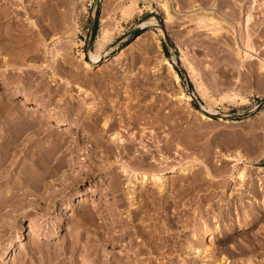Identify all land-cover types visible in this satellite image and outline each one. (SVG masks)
<instances>
[{
	"label": "rangeland",
	"instance_id": "obj_1",
	"mask_svg": "<svg viewBox=\"0 0 264 264\" xmlns=\"http://www.w3.org/2000/svg\"><path fill=\"white\" fill-rule=\"evenodd\" d=\"M131 1L132 0H0L1 16H3V10L8 13L7 11L11 9L18 14H15L14 26H16V24L18 25V28L21 26L20 29H14L15 27L11 26L10 23H6L8 26L10 25L13 28H11V30L14 31V33L12 31V36L10 35V29L7 34H4L6 36L9 34L7 37L10 42H7L14 50L7 44V42H4L5 44L3 43L5 47L1 44L2 41L0 42V91L5 86H8V89L10 90L5 94L0 92V132H4V139L5 137L9 138L8 135H11L16 129H19V125L23 126L25 123L24 121H19L17 119H22V117H25L26 115L28 118L31 116L35 117L40 113L45 114V116L43 115L44 119L42 125L50 128L53 127L52 132L56 131L50 135L52 138H50V136H45V138L44 136H41V139L39 137L35 139V141L33 140L32 142L36 143L31 142L28 149L23 147V144L27 142V140L26 142L23 140V135H31L29 132L30 129H25L29 132L28 134L26 133L27 131L25 133V130L23 131L21 141L19 140L20 138L17 141H13L15 144L17 142L20 145H15L14 143V145H12L11 143L12 146L9 150V157L7 158L8 162L6 161V163L8 168H11L9 166L14 165V168L12 167L14 170L8 174V178L6 177V183H4V181L3 184H0V192L2 191V195L9 193L8 195L10 198L13 195L11 200L9 196L5 195L3 197H8L10 202L13 201L14 204H17V207L14 206L13 202H11V205L8 204V200L6 203L7 205L5 204L4 208L0 209V264H85V262L86 264H90L91 261V264H109V261L113 260L114 255L124 256L130 251L132 252V250L129 249H135V246L131 245L129 248L130 245H126V241H128L127 236L122 237L121 240L113 239L114 241H111L110 237L108 240L106 238L108 237V234L118 233L124 229L126 221H129L134 214L137 215H135L137 219L135 218L136 220H134L131 225L128 224L131 227V234L134 227L135 230L139 228L144 232L146 231L145 234L149 233L148 236L151 234L153 235L151 236V239L148 238V240L153 241V244L152 241H150V245L154 246L157 240L158 242L160 240L163 245L162 248H160V252L157 254H151V256H153L152 258H154V264H205L206 262V264H264V120L262 118L264 113H259L260 110H264V79L262 78L264 75L261 73L259 74V72H257L258 74L256 73L258 70V66L255 67L257 59H253L252 62L250 61L252 65L254 64L253 67L250 66L251 64L249 65L250 62L247 64L248 61L244 62L241 67L240 59L235 53L236 50L233 49V39H231L229 33L228 36L232 42L230 40L227 41L228 36H225L227 38H224L223 29H221L223 32H220L219 30L215 33L214 37V34L211 33V28L200 27L197 22L198 20L194 18L195 14L197 16L200 11H210L214 9L219 17H224L225 15V17L228 18V20L233 21L234 24L238 22L236 31L240 34L242 32L241 30L247 32V29L241 24L242 14L240 13V15L238 14L239 16L234 15L233 17L232 15H229L227 11L229 8V1L227 0H195V2L191 4V1L188 2V0H168V11L171 15V17L168 18L166 16V11L161 4L164 0H153L151 3H149L148 0H134L135 5H131L133 8L129 7ZM199 1L200 3H198ZM248 2L246 0V3ZM226 3L228 5H226ZM13 4H16V7ZM21 4H24V6H21ZM8 5H10L9 8ZM6 7L8 8L7 10H5ZM15 8L18 9L13 10ZM258 8L255 10L257 11ZM24 11L26 13H24ZM257 12L254 13V15L256 14L257 16L259 13ZM208 14L210 15V13ZM238 18L240 20H238ZM31 20H33V22ZM30 21L36 24L33 26ZM141 22H144V26H139ZM54 24L58 30L55 28ZM59 24L62 25V27ZM23 25H25V27L26 25L27 27L29 26V28L26 27L28 30L24 29L27 30L26 32H30L23 34ZM44 25H46V28ZM228 25H231L230 28L234 29L232 24ZM31 26L32 30L30 29ZM251 28L252 26L248 28V33H251L249 32ZM254 28L255 27L252 29V33L254 32V34H249V37L254 36V38H251L253 39L252 41L255 42V44H253L257 48V52H261L260 55H263L264 53L262 49H260V46L262 45L261 39L264 37V30L262 29L260 31L261 33H259L258 28ZM102 30H106L104 38L101 37ZM164 33H167L169 42L165 40ZM244 34L246 35L247 33L244 32L241 35ZM225 35H227V33H225ZM10 36L12 39L14 38V41L12 40L11 42ZM239 37L240 35L238 36V39ZM258 37L260 38L258 39ZM43 39L49 40L44 41ZM13 42L16 44H12ZM240 42H242V40ZM1 45H3V48L6 50L10 47V51L5 54V49H3V52ZM15 45L18 49L15 48ZM57 49L58 51H56ZM96 50L100 53L101 60L93 63L91 62L90 52ZM10 52H12L14 58L11 56L12 54ZM7 55L11 56V58ZM3 56H5V58L9 57L10 63L8 62L9 58L5 59ZM2 57L5 59L4 61L6 63L4 61V63H2ZM12 58L13 60H11ZM85 60L89 65L85 66ZM166 60L171 62V67L167 66V63L165 62ZM4 65H6L7 68H5ZM255 68L257 70H255ZM173 70L178 74V79H175ZM4 72L6 74L9 72V74L6 75ZM104 73H106V75H103ZM9 75L10 77H8ZM40 76H43V79ZM86 76L89 80H87ZM93 76H103V78L108 77L105 78L107 81L106 83L109 81L110 83H117L124 79L128 81H130V79L133 80L134 78L138 79H134L136 84L134 83L132 85L133 89H130V92L131 90H133V92L130 93L131 96H129V98L131 100L135 98V101L136 97H138L137 100L139 102L137 101L138 103L133 105L131 111H134V109L137 108L135 111H141L142 113H145V115L152 116L154 114L158 117L160 116V118L164 117L163 119H166L167 124V121L169 120L166 118V114L173 109H176L175 116L178 124L177 133L179 134L176 136H179V138H175L174 144H178L182 148H176L177 146L175 147L174 144L169 145L167 146L169 148L166 147L165 151H162L163 157L165 154L164 158L167 159V161L165 160L166 164L163 162L156 163L159 167L158 168L155 163L148 161L149 164H146L143 167L150 166L152 171L155 169V171L161 173V175L170 174L171 172H169V168L171 166H176L177 170L172 174V179L170 178L166 180L167 182L165 181L166 185L163 186L164 188L161 186L163 190L159 189L158 184L160 182L154 183L155 186L157 184V187L149 182L146 183L147 185H141L142 189L139 187L140 191L138 190L139 193L137 196V198L140 197V202L139 199L136 200L140 205L135 201L136 208H130L131 201L127 198V193L129 191L128 177L121 174L118 176L120 182L117 180V177L114 178V181L112 179L116 174H120V170H118L120 168L119 164L116 165L115 162H112L111 164L109 163L107 167H104L105 170L101 168L100 170L91 171L92 173L89 170L87 173L86 168H89L90 163H88L89 161L87 160L81 161L85 156H89L90 154H92L94 159L100 160L101 157L99 156L102 153H108V161H113L111 159L115 158L114 154L111 156V154L109 155V151H105L104 153L101 150H98L97 153L95 151H92L91 153L90 151L89 154L87 148L90 145V136L87 138L85 137V130H83V127H72L71 129H68L65 128V124H57L51 120L52 117H54L52 114L60 115L61 117H64L63 115L66 114L64 118L68 121L72 118V115H70L72 111L76 115L75 116L74 113H72V119H75L77 114L82 113L81 116H79V120H77L78 117L75 119L77 121H80L82 116L84 117L83 114H85V116L90 114L89 112L87 113V108H85L81 99L78 101L80 104L82 103L81 105L76 102L77 110L75 109L76 107L71 109L72 107L69 103L62 102V98L69 93L71 94V98L75 95L81 98V92L77 94L79 92L76 89L77 85H82L85 89H88L91 92H96L97 88L89 86L93 85L90 82L92 81L91 78L97 79ZM124 76H126V78H124ZM66 79H69L70 83H68L69 80ZM42 80L46 81V84ZM84 80H87V82H84ZM5 81L6 83H3ZM63 81H68L65 85H69V89L72 90L73 87L75 88L73 89V92L70 90L67 91L68 94L62 93L61 89L58 88V85H61V83L64 85ZM19 83H21V86H18ZM199 84H201L202 87L200 86V88H203L202 90L199 88ZM51 85H55V88ZM95 85L96 84L94 83V86ZM188 85H190L191 89H189ZM48 87H52L53 90L47 91L52 89H48ZM56 88L58 92H56L57 90H54ZM196 88H199L200 90L197 89V91ZM23 91L25 92V96L23 95ZM111 91L108 96L113 97L115 93ZM200 91L204 92L201 93ZM52 92L54 94L56 92L57 94H55V96L52 95L51 98ZM181 92L190 94V98L184 99V97H179L178 95ZM111 93L112 95H110ZM121 93L124 92L121 91ZM42 96L45 98H41ZM59 97L61 100H59ZM35 98L36 100H34ZM42 99L47 102L48 106ZM130 99L127 98L126 100L130 102ZM200 103H203V105L211 107L214 111L222 114V119H219L216 115H210L211 118L209 120H203V118H200L201 113L203 112V110L200 109ZM77 104H79V107ZM79 108L84 109V111L86 110L85 113ZM2 109L3 111L1 112ZM6 109H8L7 113L9 114V117L7 116L5 119L4 117L7 115L5 111ZM16 112L17 114H15ZM18 112H21L22 115L20 116V113ZM15 115H18L19 117ZM10 116L14 119L10 118ZM47 116L49 117V120H46L48 118ZM27 117L26 119L28 121ZM23 119L26 121L25 118ZM260 119L263 120V122H261ZM9 120L10 123L13 121L11 123L12 125L15 123L16 125L19 124V128L15 129V125L12 127ZM15 120L20 123H17ZM260 122L263 125H261ZM6 126L10 129H7ZM1 127L6 128L7 130L1 129ZM8 132H10V134ZM109 132L110 131L105 133V139H110L111 135H109ZM164 132H168L167 127L163 129V134L165 135ZM57 134H59L60 137L65 136L63 134H67L68 139L73 141L75 140L72 138L77 137L79 139L76 138L77 142L68 141L70 144L66 141L62 147L58 145L59 148L57 146L58 143H55ZM161 134L162 132L159 137H164ZM149 135L150 132L146 137H149ZM53 136L55 137L53 138ZM54 140L55 142H53ZM0 141H2L1 138ZM48 141H51V143ZM42 142L44 143L42 144ZM52 143H54L53 146L56 152L51 157L52 161L51 159L49 161L50 165L46 166L48 168H45L44 166L46 171L57 163H61L62 161V163H66H61L62 166L58 168V171H60H57V174L44 175L45 182L52 184H49V189L46 188L45 190L48 195H37L33 191L34 189H31L33 187H30L32 184L27 183L29 181H32V183L35 181L36 175L30 172L33 170V160L35 158L37 161L38 157H40V159L43 158V155L48 154L49 150L51 152L54 151L53 147L51 149L49 148V145ZM77 143L79 144V148L77 147ZM84 143L87 144V148H84L86 147ZM80 144H84V146H81ZM42 145L44 152L41 151L42 148H39L42 147ZM44 145L47 147H44ZM66 145H69L70 148L67 149ZM55 146H57L58 149H56ZM63 146L66 147V152L62 150ZM148 146L151 148L149 149L152 153H156V157H160V155H162L161 149L164 150L165 144L164 146L163 144L160 145V149H158V146L151 147L149 144ZM75 147L78 152L75 151ZM47 148L49 150H47ZM38 149L40 151H37ZM30 150L34 152L32 155H30ZM51 152L49 153L50 156L52 154ZM64 152L67 154L61 158ZM11 153H14L12 154L13 157ZM226 153L227 155L231 154L236 157L239 156L240 160L237 159V161L235 159V161L232 159H224ZM35 154H37V156L33 157ZM39 154H42L41 156L43 157L39 156ZM57 155H61L60 158H54ZM149 156L146 160L149 159ZM10 157H12L11 159L13 162L11 159L9 161ZM128 158L129 157H126V160ZM131 158L127 161L130 165L137 162V158L139 159V157L134 158L135 160H132ZM198 158H200L201 161ZM66 159H68V161ZM193 159L196 160V162ZM27 161L29 164H27ZM31 161L32 164H30ZM77 161L79 163H77ZM138 161H140V159ZM197 161H200V163ZM69 162H71V164ZM81 162L84 164L83 166L82 164L80 166ZM201 162L208 163L212 168L214 166L216 167H214L213 172L217 179L214 180L205 175ZM67 163H69V165ZM187 163H189L188 166L190 165V169L192 168V165H194V169L190 170L189 168H186L188 167L186 166ZM215 163L217 164L214 165ZM27 165H31L32 168ZM132 165H139V162ZM160 165L164 168L162 169ZM219 165H223L225 169H222ZM181 166L186 168L185 172H187L188 175L182 171L177 173ZM195 166H197V169H195ZM238 166H241V169L243 167L245 169L248 168L247 176L243 179L239 175H235L238 174L236 172L240 169ZM256 166H260V170H256ZM38 168V171H42L41 173L43 174L45 169L42 168V165ZM227 168L230 169V171L232 170V173L227 170ZM78 169H84L85 171H80L81 174L79 173V176L76 178V174L79 172ZM220 169H222L223 172L219 173L221 171ZM195 171H197L196 174ZM60 172L63 175L62 178H67L60 179L59 176L56 177ZM63 172H66L67 174H64ZM84 172L87 173V175L84 174ZM217 172L221 175L217 174ZM3 173L4 175L6 174L5 172ZM20 173L24 179L20 176ZM33 173H35V170ZM114 173L116 174L114 175ZM199 173H202V175L205 176L200 174L203 177L202 178L197 175ZM27 174L30 175V177H28ZM249 175L251 176L249 177ZM32 177L34 180H29ZM51 177H56V179H52ZM72 177L77 179V183H75L74 186L69 184V182L67 183L68 180L70 181L69 178L72 179ZM198 177H200V179H198ZM16 179L17 182L19 181L18 179H28L29 181H26L25 184L21 185L19 184L20 181L18 183L16 182ZM47 179H49L48 182ZM50 180L51 182H49ZM60 180H62L61 182L66 188ZM115 181L119 190L113 192L112 186H114L113 184ZM251 182L253 184L255 183L254 185L257 188L254 191L257 194H255V197H252L253 194L251 195V193L253 192H250L249 187H246L250 186L252 184ZM172 184L173 187L175 186L174 188L171 187ZM66 185L70 186L67 187ZM182 185L183 189L181 188ZM23 186L25 187V191H23ZM52 187H54V190ZM62 187L65 189L64 191L60 190H63ZM27 188L30 189L28 194ZM155 188L158 190L155 191ZM50 189L53 192L49 191ZM31 192H33V194ZM53 194L55 197L52 196ZM242 195L246 198L252 197L251 201L255 204V206L253 204V212L256 211L258 216L255 212L256 216L254 215V218L256 217V219H251L253 222L251 220L246 221L243 218L240 219V222H243V220L247 222L246 225L240 227L236 226L234 218L231 217V219L224 216L227 220L224 219V229H222V233L224 232L223 235L218 231L221 237L223 236L222 239L224 244L218 242L217 239L220 235L217 231L209 233L206 230H203L205 224L203 225L202 221L205 215H202V212L198 211L202 208L213 210V208L217 206H219L217 208L222 207V210L225 207L224 210H226L228 206H226V204L232 202L233 203L230 204L229 207H241V203L239 204V202H241L240 196L242 197ZM42 196L43 198L47 197V199H42ZM19 198H21V202L18 200ZM14 200H18V203ZM25 200H27V202L31 201L36 203L37 205L42 204V209H31V211H28L30 208L21 205L22 201L24 202ZM41 201L44 204L41 203ZM50 201H52V204H50ZM242 204H245V209L246 207L247 210L251 209L250 207L248 209V202L247 204L246 202H242ZM89 210L92 211V214L87 212ZM95 210H97L98 213ZM82 212H84V214ZM89 214H91V216ZM139 214H141V216ZM81 215L82 217H80ZM84 215H86L85 219L87 221L90 220L89 222H84ZM79 218L83 219L81 220ZM74 220L76 221L75 223ZM77 220L78 222L82 221L81 223L83 224H77ZM135 222L136 224L133 226V223ZM113 223H115V225ZM211 223H213V221ZM75 224L77 225L71 228V226H74ZM82 225V229L78 228ZM99 225L101 227L98 228ZM227 225L229 226V229ZM112 226L114 228H111ZM77 229L79 231H77ZM102 229L104 231L103 233H101ZM105 231H109L108 234H106L107 232L105 233ZM72 233L79 236L78 250L81 249L77 252L75 260H72V255L68 249L62 250L63 247H66L69 244L68 238H73L75 236ZM86 234L90 235L91 238L88 236V239L90 240L85 243L84 239L87 240ZM101 234L106 237H100ZM132 235L135 239H139V237H136L134 234ZM132 235L130 237H132ZM172 235H175V241H170L171 245H169L167 244L168 241L166 242L165 240L168 236V238H171ZM93 240H95L94 242L96 244L93 243ZM186 241L187 243L191 241L194 243L193 246H196V249L194 248L193 252H190L192 249L187 250V247L185 249L187 251L184 250ZM88 243L91 244L89 245L93 247V250L87 252L85 247L88 246ZM201 243H203V246L208 250L202 247ZM232 243L233 248L235 246L237 248L233 249L230 246ZM172 245H175L178 248L176 250H171L170 247ZM199 247L202 248V250H200ZM188 251L190 253H186ZM87 254H90L89 257ZM85 256L89 259H85ZM226 257L227 259L224 260ZM229 259L230 262H228ZM249 259L251 262H249ZM246 260L248 261L247 263H245Z\"/></svg>",
	"mask_w": 264,
	"mask_h": 264
},
{
	"label": "bare ground",
	"instance_id": "obj_2",
	"mask_svg": "<svg viewBox=\"0 0 264 264\" xmlns=\"http://www.w3.org/2000/svg\"><path fill=\"white\" fill-rule=\"evenodd\" d=\"M136 1V0H135ZM153 0H148V2L149 3H151ZM189 1H191L190 2V4L191 3H193V2H195V0H188V2ZM203 1H206V0H203ZM227 1H229L228 2V4L226 3V5H228V13H229V15H232V17L234 16V15H240V13L242 14V26H244L246 29H247V32L244 30H241L240 29V27H239V29L242 31H240L241 33L239 34V33H237V31H236V28L238 27V22L237 23H235L234 24V22L233 21H230V20H228V18H226L225 17V15H224V17H219V15H218V13H216V11L213 9V10H210V11H200L198 14H197V16H196V14H195V16H194V18L195 19H197L198 21V23H199V26L201 27H207V28H211V33L212 34H214V37H215V33H217L219 30H220V32H223L224 31V38H227V37H225V36H228V33L230 34V37H231V39H233V42L231 41V39H229L230 37L228 36V38H227V41H231L233 44H234V46H233V44H232V46L234 47L233 49L234 50H236V54L238 55V58L240 59L239 61H240V63H241V67L243 66V64H244V62H247V64L251 61L252 62V60L253 59H257V64L255 63V67L256 66H258L257 67V69L259 70H257L256 68H255V70H257L256 71V73L257 72H259V74L261 73L262 75H264V54L263 55H260L261 54V52H257V48L255 47V42H253L252 40L253 39H251L252 37L254 38V36H252V37H249V34H251L252 33V29H253V27H257L258 28V31H259V33H261L260 31L263 29L264 30V0H261V1H263V2H261V1H258V0H249V2H248V0H247V2L248 3H246V0H227ZM198 3H200V1L198 2ZM225 3V2H224ZM135 5V2H134V0H132L131 1V3L129 4V7H132L133 5ZM162 4V6H163V8L165 9V11H166V16L168 17V18H170L171 17V15L169 14V11H168V7H169V1L168 0H164V2L163 3H161ZM12 5V4H11ZM14 5V4H13ZM16 5V4H15ZM14 5V6H15ZM132 5V6H131ZM21 6H24V4L22 5L21 4ZM258 6H259V8H258ZM10 7V5H8V8ZM16 7V6H15ZM26 7V6H25ZM25 7H23V8H25ZM4 8V7H3ZM7 7L5 8V10H7L8 9ZM11 8H12V6H11ZM22 8V7H21ZM128 8V7H127ZM133 8V7H132ZM131 8V9H132ZM256 8H258V12L255 10ZM18 9V8H17ZM16 8L15 9H13V10H17ZM25 10V9H24ZM26 11V10H25ZM24 11V13H26ZM128 11V10H127ZM126 11V12H127ZM226 11V12H227ZM255 11V12H254ZM8 13H6V12H4V10H3V13H2V15L3 16H1V14H0V16H1V18H0V42H1V44H3L4 42H10L9 41V38L6 36V35H4V34H7L8 33V31H10L11 30V26H13V27H15L14 29H17L18 27V25L16 24V26H14V17H15V14H17V13H15V12H13L11 9H9V11H7ZM129 12V11H128ZM127 12V13H128ZM258 13L257 14V16H256V14L254 15V13ZM126 13V14H127ZM130 13V12H129ZM208 13H210V15L208 14ZM5 14V15H4ZM18 15V14H17ZM238 15V16H239ZM231 17V16H230ZM235 17H237V16H235ZM241 17V16H240ZM18 19H20L19 17H17ZM191 18V17H190ZM18 19H16V20H18ZM192 19V18H191ZM232 20V19H231ZM233 20H235V19H233ZM238 20H240L239 18H238ZM32 22H33V20H31ZM30 21V22H31ZM236 21H237V19H236ZM235 21V22H236ZM10 23V25L8 26V24H6V23ZM31 22V23H32ZM33 24V26H34V24H36V23H32ZM32 24H30V25H32ZM58 24V23H57ZM61 24V23H60ZM59 24V25H60ZM228 24H232V26L234 27V29H231L230 27H231V25L229 26ZM29 25V24H28ZM58 25V26H59ZM240 25V24H239ZM256 25V26H255ZM24 27H23V34H26V33H28V32H30V31H28V32H26L28 29L27 28H29V26L27 27V25H26V27H25V25H23ZM43 26V25H42ZM45 26V28H46V25H44ZM53 26V25H52ZM54 26H55V28H56V25L54 24ZM57 26V27H58ZM61 27H62V25H60ZM59 26V27H60ZM139 26H144V22H141V24L139 25ZM237 26V27H236ZM252 26V28H251V30L249 31V32H251V33H248V28H250V27ZM60 27V28H61ZM21 28V26L18 28V29H20ZM27 29V30H25V29ZM32 28V26L30 27V29ZM244 28V29H245ZM254 28V29H255ZM256 28V29H257ZM10 29V30H9ZM13 29V28H12ZM57 30H58V28H56ZM221 29H223V31H221ZM243 29V28H242ZM32 30V29H31ZM41 30V29H40ZM43 30H45V29H43ZM231 30H233V31H231ZM12 31L13 30H11V33H10V35L12 34L13 35V33H14V31H13V33H12ZM231 31V32H230ZM254 31H256V30H254ZM33 32V31H32ZM239 32V31H238ZM247 33L246 35L244 34V35H241V34H243V33ZM22 33V32H21ZM45 33V32H44ZM105 33H106V30H102V35H101V37L102 38H104L105 37ZM225 33H227V35H225ZM258 33V32H257ZM264 33V32H263ZM32 34V33H31ZM41 34V33H40ZM219 34V33H218ZM252 34H254V32L252 33ZM251 34V35H252ZM11 35V36H12ZM47 35V34H46ZM222 35V36H223ZM240 35V37H239V39H238V36ZM7 38H6V37ZM10 36V37H11ZM50 36V35H49ZM217 36H219V35H217ZM216 36V37H217ZM245 36V37H244ZM255 36H257V35H255ZM260 36V35H259ZM15 37H16V35H15ZM242 37H243V39H242ZM52 38V37H51ZM260 37H258V39H259ZM264 38V37H263ZM262 38V39H263ZM14 39V38H13ZM12 37H11V42H12ZM44 39H46V38H44ZM43 39V40H44ZM261 39V41H262V45H261V43H260V49H262V51H263V53H264V39L262 40ZM49 39H47V40H44V41H48ZM225 40V39H224ZM242 40V42H240V41ZM14 41V40H13ZM43 41V42H44ZM8 42H7V44H8ZM41 42V41H40ZM240 43H241V45H240ZM254 43V44H253ZM5 44V43H4ZM3 44V45H4ZM6 44V45H7ZM12 44H16V43H12ZM226 44V43H225ZM3 45H1V47H2V51L4 52V50L3 49H5V48H3ZM9 45V44H8ZM7 45V46H8ZM10 46V45H9ZM45 46V45H44ZM257 46V45H256ZM259 46V45H258ZM4 47H5V45H4ZM11 48H12V46H10ZM10 47L8 48V50H6L5 49V54H6V52H9L10 50ZM17 46L15 45V48H16ZM13 49V48H12ZM16 49H18V48H16ZM15 49V50H16ZM14 50V49H13ZM12 50V51H13ZM55 50V49H54ZM259 50V49H258ZM17 51V50H16ZM56 51H58V49L56 50ZM53 52H55V51H53ZM11 54H12V52H10ZM9 53V54H10ZM14 53V52H13ZM5 54H3V55H5ZM8 54V53H7ZM15 54V53H14ZM54 54V53H53ZM56 54H57V52H56ZM7 56H9V55H7ZM13 58H14V56H13V54L11 55ZM11 56H9L10 58H11ZM56 56V55H55ZM1 57V56H0ZM4 58H5V56H3ZM2 57V63H4L5 61V59L7 58H9V57H6L5 59ZM10 58H9V60H8V62L10 61ZM13 58L11 59V60H13ZM90 58H91V62H97V61H99V60H101V57H100V53L98 52V50H96V51H91L90 52ZM4 61V62H3ZM7 61V60H6ZM166 63H167V66L168 67H171V62L170 61H165ZM249 63V65L250 66H252L253 67V65H252V63ZM6 63V62H5ZM10 63V62H9ZM87 65H89L88 64V62L85 60V66H87ZM8 66V65H7ZM239 66H240V64H239ZM4 67L5 68H7L6 67V65H4ZM43 67V66H42ZM42 67H39V68H42ZM251 67V68H252ZM45 70V69H44ZM254 70V71H255ZM71 71V70H70ZM69 71V72H70ZM115 71V70H114ZM251 71H253V70H251ZM68 72V73H69ZM116 72V71H115ZM111 73V72H110ZM110 73H109V75H110ZM4 74H6L5 72H4ZM8 74H9V72H8ZM8 74H6V75H8ZM70 74H74V73H70ZM258 74V73H257ZM41 75V74H40ZM102 75V74H101ZM103 75H106V73H104ZM108 75V76H109ZM173 75H174V77H175V79H178L179 78V76H178V74L176 73V71H174L173 70ZM3 76V75H2ZM258 76V75H257ZM5 77V76H4ZM8 77H10V75L8 76ZM7 77V78H8ZM41 77V76H40ZM94 78L96 77V76H93ZM260 77H262V76H260ZM1 78V77H0ZM6 78V77H5ZM42 79H43V76L41 77ZM60 78V77H59ZM85 78V77H84ZM86 78H87V76H86ZM85 78V79H86ZM90 78V77H89ZM97 79H92L91 78V80L92 81H90L93 85H89V86H91V87H94V88H97V91L95 92L94 90V92H91L90 90H88V89H85L84 87H82V85H77V91H79L77 94H79L80 92H81V98H79V97H77L76 95L74 96L73 94V96L74 97H72L71 98V94H70V97H69V94L67 93V91H70L71 89H69L68 88V86H66L65 85V83L67 84V82L66 81H63L64 82V85H62L63 83H61V85L59 84H57L58 86V88L59 89H61V91H62V93L64 94V93H67L68 95H65V97H63L62 98V102H67V103H69V105L72 107L71 109H73L74 107H76V102H78L80 99H81V102L85 105V108H87V113L89 112L90 114L89 115H86L85 116V114H83L84 115V117L82 116V119H80V121H77V120H79V116H81V114H77V117H78V119H77V117L75 118V119H77V120H75V119H72L73 118V114L72 113H74L73 111H72V113L70 114V115H72V120L71 119H69V121L68 120H66V118H64L65 117V115L66 114H64L63 112V116L64 117H61L60 115H54V114H52L54 117H52V119L51 120H53L55 123H57V124H65L64 126H65V128H68V129H71L72 127H79V128H81V127H83L82 129L83 130H85V133H84V135H85V137L87 138V137H89V141H90V145H89V147L87 148V144H85V146L86 147H84V148H87V151H89V154H90V151H91V153H92V151H95L96 153H97V151L98 150H101L102 152H104L105 153V151H109L110 153H109V155L111 154V156L114 154V159H111V160H113V161H108L109 159H108V156H107V154L108 153H105V154H101L99 157H101V159L99 160H97V159H94L93 157H92V154H90L89 156H85L84 158L83 157H81V158H83V160H81V161H84V160H87V161H89L88 163H90L89 164V168H86L87 170V173L89 172V170H90V172L91 171H95V170H100L101 168L102 169H104V167H107L108 166V164L110 163H112V162H115V164L116 165H118L119 164V166H120V168L118 169V170H120V174L118 175V174H116V173H114V175L116 174V176H114L112 179H113V181H114V178H116L117 177V180H118V176H120L121 174H123V175H125V176H127L128 177V183H129V191H128V193H127V198H129V201H131V207L130 208H136V203H138L136 200L137 199H139V202H140V197L139 198H137V196H138V190L140 191V188H141V185H144V184H146V183H152V185L154 184V183H158V182H160L159 184H158V186H159V189H162V188H164L163 186H165L166 185V180H168V179H172V177L171 176H173L172 174H174V172H176V166H171L170 168H169V172H171L170 174H167V175H161V173H157L156 171H155V169H154V171H152V169L150 168V166H147V167H143L144 165H146V164H149V162H153V163H165L166 164V162H165V160L167 161V159H165L164 157H165V154H164V157H163V153H162V151H165V149H166V147L167 146H169V145H172V144H174V140H175V138L177 137V138H179V136H176L178 133H177V120H176V116H175V110L173 109H171L172 111H170V112H168L166 115H164V116H166V118L169 120V121H167V124H166V119H163L162 117L160 118V116L158 117L157 115H152V116H150V115H145V113H142L141 111L140 112H137V111H135V109H137V108H135L134 109V111L132 110L131 111V109H132V107H133V105L136 103H138L139 101L137 100V98L138 97H136V100L134 101V99H130L129 98V96H131L130 95V93H132L133 92V90H131V92H130V89H133L132 88V85L135 83L136 84V82H134V79H136V78H134L133 80L132 79H130V81H128V80H120V82H117V83H110V81L108 82V83H106L107 81H106V79L105 78H108V77H105V78H103V76H99V77H96ZM98 78H101V79H98ZM124 78H126V76H124ZM263 79H264V76L262 77ZM261 78V79H262ZM45 79V78H44ZM61 79V78H60ZM63 79H65V78H63ZM104 79H105V82H104ZM122 79V78H121ZM262 79V80H263ZM7 80V79H6ZM9 80V79H8ZM11 80V79H10ZM66 80H69V79H66ZM87 80H89L88 78H87ZM87 80L85 81L84 80V82H87ZM108 80V79H107ZM136 80H138V79H136ZM43 81V80H42ZM59 81V80H58ZM57 81V82H58ZM62 81V80H61ZM10 82V81H9ZM20 82V81H19ZM22 82V81H21ZM39 82H40V80H39ZM45 84H46V81H43ZM74 82V81H73ZM138 82V81H137ZM3 83H6V81L5 82H3ZM18 83V82H17ZM16 83V84H17ZM68 83H70V80H69V82ZM72 83V82H71ZM75 83V82H74ZM77 83V82H76ZM94 83L96 84L95 86H94ZM39 84V83H38ZM42 84V83H41ZM53 84V83H52ZM77 84H79V83H77ZM6 85V84H5ZM10 85V84H9ZM21 86V83H19L18 84V86ZM40 85V84H39ZM76 85V84H75ZM45 86V85H44ZM52 86V85H51ZM72 86V85H71ZM97 86V87H96ZM198 86V85H197ZM200 86H201V84H199V88H200ZM38 87V86H37ZM40 87V86H39ZM53 88H55V85H53L52 86ZM52 87H48V89L49 88H52ZM202 87V86H201ZM11 88V87H10ZM20 88V87H19ZM53 88L52 89H49V90H47V91H50V90H53ZM199 88H196V90L197 89H199ZM12 89V88H11ZM36 89V88H35ZM73 89H75L74 87L72 88V92H73ZM201 89V88H200ZM199 89V90H200ZM203 89V88H202ZM201 89V90H202ZM8 86H5V87H3V89L0 91L1 93H6V92H8ZM15 90V89H14ZM13 90V91H14ZM54 90H57V88L56 89H54ZM108 90V91H107ZM113 91L115 94L113 95V97H110V96H108V94L110 93V91ZM10 91V90H9ZM12 91V92H13ZM16 91V90H15ZM14 91V92H15ZM75 91V90H74ZM76 91V92H77ZM111 91V92H112ZM121 91L122 92H124V93H121ZM198 91V90H197ZM24 92V91H23ZM22 92V93H23ZM54 92V91H53ZM51 93V98H52V95L53 96H55V94H57L56 92H58V90L55 92V94L54 93ZM201 92V91H200ZM204 92V91H203ZM203 92H201V93H203ZM33 93V92H32ZM47 93H49V92H47ZM75 93V92H74ZM83 93V94H82ZM199 93V92H198ZM200 93V94H201ZM11 94V93H10ZM30 94V93H29ZM46 94V93H45ZM59 94V93H58ZM61 94V93H60ZM23 95L25 96V92L23 93ZM47 95V94H46ZM110 95H112V93L110 94ZM133 95V94H132ZM27 96V95H26ZM30 96V95H29ZM50 96V95H49ZM79 96V95H78ZM179 97H184V99H189L190 98V94H185V93H180L179 95H178ZM15 97V96H14ZM34 97H35V95H34ZM33 97V98H34ZM48 97V96H47ZM46 97V98H47ZM75 97H77V98H75ZM28 98V97H27ZM30 98V97H29ZM41 98H45V97H41ZM130 99L129 101L130 102H128L126 99ZM42 99V100H43ZM34 100H36V98L34 99ZM59 100H61L60 99V97H59ZM59 100H58V102H59ZM87 100H89V101H87ZM139 100H140V98H139ZM43 101H45V100H43ZM138 101V102H137ZM42 102V101H41ZM46 102V101H45ZM128 102V103H127ZM49 103V102H48ZM79 103V102H78ZM81 103V104H82ZM3 104V103H2ZM43 104H45V103H43ZM54 104V103H53ZM66 104V103H65ZM80 104V103H79ZM79 104H77L78 105V107H79ZM80 104V105H81ZM6 105V104H5ZM46 105L48 106V104H47V102H46ZM14 106V105H13ZM65 106V105H64ZM68 106V105H67ZM18 107V106H17ZM81 107V106H80ZM67 108V107H66ZM68 108H69V106H68ZM19 109V108H18ZM70 109V108H69ZM75 109H77V107L75 108ZM80 109V108H79ZM98 109H100V110H98ZM200 109H202L203 110V112L201 113V117L200 118H203V120H209L210 118H211V116L210 115H216L219 119H222V117H221V115L222 114H220V113H218L217 111H214L211 107H207V106H205V105H203V103H200ZM7 110L8 109H6L5 111H6V113H7ZM66 110H68V109H66ZM78 110V109H77ZM76 110V111H77ZM80 110H83L84 111V109H80ZM3 111V109L1 110V112ZM9 111H11V110H9ZM17 111H20V110H17ZM22 111V110H21ZM86 111V110H85ZM85 111L83 112V113H85ZM41 112V111H40ZM78 112H80V111H78ZM82 112V111H81ZM264 113V110L262 109V110H260L259 111V113L261 114V113ZM12 113V112H11ZM10 113V114H11ZM14 113V112H13ZM18 113H20V116L22 115V113L21 112H18ZM39 113V112H38ZM15 114H17V112L15 113ZM47 114V113H46ZM49 114V113H48ZM3 115H4V113H3ZM9 114L7 113V115L4 117L5 119H6V117L8 116ZM19 115V114H18ZM18 115H15V116H18ZM24 115V114H23ZM32 115V114H31ZM37 115V114H36ZM45 116V114H39V115H37V116H29L30 118H28L27 117V115L24 117H22V119H17V120H21V121H24L23 123H24V125L22 126V125H19V124H17L16 125V123H15V121H17V120H15L14 121V125H15V129L16 128H19V126H20V128L19 129H16V131L15 132H13V133H11V135H8L9 136V138H6L5 137V139H4V136H5V134H4V132H0V138H1V140L2 141H0V184L2 183L3 184V182L6 180V177L8 178V174L9 173H11V171H13L14 169H12V167L14 166H9V167H11V168H8V165H7V163H6V161H7V158L9 157V153H10V148H11V146L12 145H14L15 144V142H13V141H17L19 138V140L21 141V135H22V133H23V131L25 130V129H30L29 130V132H30V134L31 135H29L28 133V131L27 130H25L24 131V133L26 132L28 135H23V140H25V142H26V140H27V142L26 143H24L23 144V147L24 148H27L28 149V147H29V144H31V142L34 140L35 141V139H37V138H39L40 137V139H41V136L43 137L44 136V138H45V136H50L51 134H53V133H55V132H52V129H53V127L52 128H50V127H45V126H43L42 125V123H43V119H44V116ZM51 115V114H50ZM74 115H75V113H74ZM13 116V115H12ZM68 116V115H67ZM76 116V115H75ZM9 117V116H8ZM19 117V116H18ZM26 117L28 118V121H27V119H26ZM48 117V116H47ZM10 118H12L11 116H10ZM23 118H25L26 119V121L23 119ZM69 118V117H68ZM67 118V119H68ZM263 118V120H264V116L262 117ZM261 118V119H262ZM12 119H14V118H12ZM12 119H10V120H12ZM46 119V118H45ZM260 119V120H261ZM4 120V119H3ZM10 120H9V123H10ZM46 120H49V117L46 119ZM263 120H261V122H263ZM19 121H17V123H20ZM8 122V121H7ZM13 122V121H12ZM11 122V123H12ZM260 122V123H261ZM10 123V124H11ZM22 123V124H23ZM264 123V122H263ZM4 124V123H3ZM8 125V124H7ZM14 125H12L11 124V126L13 127ZM19 125V126H18ZM261 125H263L262 123H261ZM0 126H1V124H0ZM4 126V125H3ZM9 126V125H8ZM10 126V127H11ZM17 126V127H16ZM165 127H167V129H168V132H164L165 133V135L163 134V129L165 128ZM263 127H264V125H263ZM6 128H7V126H6ZM2 128L1 127V129H4V130H7V129H10V128ZM64 128V129H65ZM14 129V130H15ZM75 129H77V128H75ZM67 130V129H66ZM108 131H110L109 132V135H111L110 136V139H105L104 137H105V133H107ZM10 132H11V130H10ZM10 132H8L9 134H10ZM149 132H150V135H149V137H146V135L147 134H149ZM162 132V136H164V137H159V135H160V133ZM179 132V131H178ZM57 133H59V132H57ZM83 133V132H82ZM60 134V133H59ZM59 134H57V139H56V142H55V140L53 141V142H55V143H58L57 144V146L58 145H60L61 147H62V145L67 141H70V142H72L73 140H71V139H68V137H67V134H63V135H65V136H61L60 137V135ZM82 135V134H81ZM179 135V134H178ZM69 136V135H68ZM76 136V135H75ZM78 136V135H77ZM47 137H46V139H47ZM55 136H53V138H54ZM50 138H52L51 136H50ZM76 138L77 137H75V138H72V139H74L75 141H76ZM85 138V139H86ZM77 139H79V138H77ZM22 140V141H23ZM37 141H39V140H37ZM52 141V140H51ZM51 141L49 142V143H51ZM75 141H73V142H75ZM84 141V140H83ZM177 141V140H176ZM175 141V142H176ZM77 142V141H76ZM80 142V141H79ZM11 143H12V145H11ZM14 143V144H13ZM32 143H36V142H32ZM44 142H42V144H43ZM69 143V142H68ZM17 144H19V143H17L16 142V144L15 145H17ZM38 144H39V142H38ZM53 144L54 143H52L51 145H49L50 147V149L53 147V150L55 149L54 148V146H53ZM70 144V143H69ZM84 144H82L83 146H84ZM148 144L151 146V147H155V146H158V149H160L159 148V146L160 145H162L163 144V146H164V144H165V147H164V150H162L161 149V153H162V155H160V157L158 156V154H157V156L158 157H156V153H152L151 152V148L148 146ZM20 145V144H19ZM33 145V144H32ZM47 145H48V143H47ZM81 145V144H80ZM81 145V146H82ZM175 145V147L176 148H182V147H180L178 144H174ZM173 145V146H174ZM35 146V145H34ZM39 146V145H38ZM40 146H41V144H40ZM46 145H44V147H45ZM57 146H55L56 147V149H58V147ZM67 146V149L68 148H70V146L69 145H66ZM69 146V147H68ZM79 146V144L77 143V147ZM80 146V147H81ZM138 146V147H137ZM173 146H170V147H173ZM47 147V146H46ZM72 147V146H71ZM36 148H37V146H36ZM40 149L42 148V150L41 151H43V145H42V147H39ZM60 148V147H59ZM65 148V149H64ZM79 148V147H78ZM82 148V147H81ZM95 148H99V149H95ZM150 148V149H149ZM167 148H169V147H167ZM22 149V148H21ZM30 149V148H29ZM32 149V148H31ZM72 149V148H71ZM75 149V151H76V147L74 148ZM83 149V148H82ZM172 149V148H171ZM16 150H17V148H16ZM18 150H19V148H18ZM47 150H49L48 148H47ZM62 150L63 151H65L66 150V147H64L63 146V148H62ZM70 150V149H69ZM27 151V150H26ZM37 151H40L39 149L37 150ZM46 151V150H45ZM50 151V150H49ZM48 151V154H45V155H43V156H41L40 154H39V156H41V157H43V158H41L40 159V157H38V160L36 161V159L34 158V162H33V170H29L32 174H35L34 176H35V181L32 183V181L30 182L29 180H34V176L31 178V179H27V180H23L24 179V177H22L21 176V173H20V176L23 178L22 180H20V179H18L19 181H20V183L19 184H21V185H23V184H25L26 183V181H29V182H27V183H31L32 184V186H30V187H33V188H31L34 192H35V194H37V195H48L46 192H45V190H46V188H48L49 189V187H50V185L49 184H52V183H46L45 181V179H44V175L45 176H47L48 174L50 175V174H57V171H58V168H60V166H62L61 165V163L63 162L62 160V162L61 163H57V164H55V165H53V166H51L47 171H46V169L45 168H48V167H46L47 165H50V159H51V157H52V155H54V153L56 152L55 150L54 151H50L52 154H51V156L49 155V152ZM160 151V150H159ZM12 152H13V149H12ZM21 152V151H20ZM29 152V151H28ZM30 152H31V154L30 155H32L34 152H32V150H30ZM44 152V151H43ZM62 152V151H61ZM60 152V153H61ZM66 152V151H65ZM63 153L62 154V156H61V158L62 157H64V155L65 154H67V153ZM70 152H72V151H70ZM76 152H78V151H76ZM75 152V153H76ZM133 152V153H132ZM167 152V151H166ZM22 153V152H21ZM26 153V152H25ZM47 153V152H46ZM160 153V154H161ZM12 154H14V153H11V155ZM29 154V153H28ZM94 154V153H93ZM150 156H149V155ZM10 155V156H11ZM25 155V154H24ZM58 155H59V153H58ZM55 156L54 158H56V157H59L60 158V156ZM149 156V159L148 160H146V158ZM37 156V154H35L33 157H36ZM72 156V155H71ZM147 156V157H146ZM195 156V155H194ZM12 157H13V155H12ZM12 157H10L9 158V161H10V159L12 158ZM126 157H129L128 159H130L131 157V159L133 160L134 158H136V157H139V159H140V161H138L139 159L137 158L136 160H137V162H139V165H132V164H134V163H137V162H134V163H132L131 165L127 162V161H129L128 159L126 160ZM223 157H224V155H223ZM30 158V157H29ZM29 158H28V160H29ZM70 158V157H69ZM80 158V159H81ZM195 158V157H194ZM240 157L238 156V157H236V156H234V155H227V153H226V155H225V157H224V159H232V160H237V159H239ZM40 159V160H39ZM72 159V158H71ZM79 159V158H78ZM105 159V160H104ZM197 159V158H196ZM199 160H200V158H198ZM12 160V159H11ZM58 160V159H57ZM67 161H68V159H66ZM70 160V159H69ZM135 160V159H134ZM191 160V159H190ZM194 160V159H193ZM204 160V159H203ZM235 160V161H236ZM240 160V159H239ZM51 161H52V159H51ZM75 161V160H74ZM78 161H80V160H78ZM77 161V163H79ZM131 161V160H130ZM149 161V162H148ZM195 162H196V160H194ZM201 161V160H200ZM200 161H197V162H199L200 163ZM205 161V160H204ZM238 161V160H237ZM8 162V161H7ZM12 162H13V160H12ZM36 162H38V163H36ZM48 162H49V164H48ZM56 162V161H55ZM59 162V161H58ZM233 162V161H232ZM40 163V164H39ZM66 162H64V163H62V164H65ZM70 164H71V162H69ZM69 163H67L68 165H69ZM92 163V164H91ZM193 163V162H192ZM202 163V162H201ZM13 164H16V163H13ZM27 164H29L28 163V161H27ZM30 164H32V161H31V163ZM81 164H82V166L84 165L82 162L80 163V166H81ZM152 164V163H151ZM186 164V163H185ZM188 164L189 163H187V165L186 166H188ZM191 164V163H190ZM212 164V163H211ZM217 163H215L214 165H216ZM220 164V163H219ZM224 164V163H223ZM42 165V168L43 169H45L44 171H43V174L40 172V171H38V167H40V166ZM157 165V164H156ZM200 165V164H199ZM28 166V165H27ZM26 166V167H27ZM44 166H45V168H44ZM110 166V165H109ZM153 166V165H152ZM161 166V165H160ZM185 166V167H186ZM190 166V165H189ZM186 167V168H189L190 169V167ZM193 166L194 165H192V168L191 169H194L193 168ZM197 166H198V163H197ZM197 166H195V169H197ZM28 167H31L32 168V166L30 165V166H28ZM154 167H156V166H154ZM157 167H158V165H157ZM162 167V166H161ZM202 167H203V170H204V172H205V175L208 177V178H213L214 180L215 179H217V177H216V175L214 174V172H213V170H214V167L212 168L211 167V165H209L208 163H206V162H203L202 163ZM219 167H221L222 169L224 168L223 167V165H219ZM226 167H228V166H226ZM232 167H233V165H232ZM232 167H228V168H232ZM239 167V166H238ZM241 167V166H240ZM239 167V168H240ZM243 167V166H242ZM14 168V167H13ZM81 168V167H80ZM159 168V167H158ZM164 167H162V169H163ZM178 168V167H177ZM186 168H184V167H180L179 168V170H178V172L177 173H179L180 171H182L183 173L186 171ZM212 168V169H211ZM216 168V167H215ZM227 168V170H229L230 171V169H228ZM234 168V167H233ZM238 168V169H239ZM260 166H256V170H260ZM43 169H41V170H43ZM108 169H110V168H108ZM161 169V168H160ZM190 169V170H191ZM218 169V168H217ZM222 169H220L221 171L219 172V173H221V172H223L222 171ZM225 169V168H224ZM247 169V170H246ZM240 168L238 171H237V169H236V173H238V174H235V175H239L242 179L245 177V176H247L246 174H247V171H248V168ZM35 170V173H33V171ZM79 170V172H78V174H76V178L79 176V173H80V171H83V170H80V169H78ZM105 170V169H104ZM202 170V169H201ZM202 170V171H203ZM219 170V169H218ZM217 170V171H218ZM22 171V170H21ZM36 171H37V173H38V175H39V177H38V175H37V173H36ZM46 171V172H45ZM60 171V170H59ZM58 171V172H59ZM85 171V170H84ZM232 171V170H231ZM230 171V172H231ZM3 172H5L6 174L4 175V173ZM23 172V171H22ZM75 172H77V171H75ZM160 172V171H159ZM189 172V171H188ZM192 172V171H191ZM196 172L197 171H195V174H196ZM64 173V172H63ZM68 173H70V172H68ZM73 173V172H72ZM71 173V174H72ZM87 173H85L84 172V174H86L87 175ZM92 173V172H91ZM182 173V174H183ZM186 174H187V172H185ZM190 173V172H189ZM218 172H217V174H219ZM229 173V172H228ZM232 173V172H231ZM253 173V172H252ZM26 174V173H25ZM47 174V175H46ZM60 174V175H59ZM56 177H60V179H66L67 177H64V178H62V173L60 172ZM64 174H67L66 172L64 173ZM81 174V173H80ZM107 174V173H106ZM194 174V175H195ZM202 175V173H199V174H197L198 176H200V177H202V176H205V175ZM250 174V173H249ZM28 175V174H27ZM26 175V176H27ZM70 175V174H69ZM68 175V176H69ZM175 175H176V173H175ZM188 175V174H187ZM190 175H191V173H190ZM219 175H221V174H219ZM224 175V174H223ZM222 175V176H223ZM230 175V174H229ZM231 175H233V174H231ZM26 176H25V179H26ZM32 176V175H31ZM65 176V175H64ZM72 176V175H71ZM70 176V177H71ZM193 176V175H192ZM238 176V177H239ZM251 175H249V177H250ZM28 177H30V175H28ZM38 177V178H37ZM56 177L55 178H53V177H51L52 179H56ZM196 177V176H195ZM200 177H198V179H200ZM219 177V176H218ZM231 177V176H230ZM50 178V179H51ZM203 178V177H202ZM204 178H206V177H204ZM37 179V180H36ZM51 179V180H52ZM70 179V181L68 180L67 181V183L69 182V184H72L73 186H74V184L75 183H77V179H75L74 177H72V179L71 178H69ZM212 179V180H213ZM48 180L49 179H47V182H48ZM51 180L49 181V182H51ZM81 180V179H80ZM80 180H78V181H80ZM162 180H164V181H162ZM208 180V179H207ZM18 181V182H19ZM62 180H60V182H61ZM113 181H111V182H113ZM119 182H120V179L118 180ZM151 181V182H150ZM166 181V182H165ZM16 182H17V179H16ZM17 182V183H18ZM65 182V181H64ZM118 182V183H119ZM4 183H6V181L4 182ZM7 183H8V181H7ZM62 183V182H61ZM67 183H65V184H67ZM252 183V182H251ZM63 184V183H62ZM174 184V183H173ZM173 184H172V186L171 187H173ZM250 184V183H249ZM255 184V183H254ZM253 183L250 185V186H246L247 188L249 187V191L250 192H253V193H251V195H252V197L254 196H256L257 194L254 192L257 188H256V186L254 185ZM49 185V186H48ZM64 185V184H63ZM77 185V184H76ZM75 185V186H76ZM110 185H111V183H110ZM114 186H112L111 188H112V191L114 192V191H117V190H119V188H118V185H116V181H115V183L113 184ZM147 185V184H146ZM28 186V185H27ZM26 186V187H27ZM67 186V185H66ZM68 186H70V185H68ZM67 186V187H68ZM119 186H120V184H119ZM154 186H155V184H154ZM161 186H162V188H161ZM240 186V185H239ZM254 186H255V189H254ZM13 187H14V185H13ZM64 187H65V185H64ZM110 187V186H109ZM140 187V188H139ZM143 187V186H142ZM155 187H157V184H156V186ZM175 187V186H174ZM173 187V188H174ZM179 187H180V185H179ZM183 187V185L181 186V188ZM12 188V187H11ZM24 186H23V191H25L24 190ZM63 188V187H62ZM66 188V187H65ZM139 188V189H138ZM238 188H241V187H238ZM20 189H21V186H20ZM52 189L54 190V187H52ZM60 189V188H59ZM110 189V188H109ZM142 189V188H141ZM156 189V188H155ZM172 189V188H171ZM183 189V188H182ZM254 189V190H253ZM29 190L30 189H28L27 188V194L29 193ZM40 190V191H39ZM61 191H64L65 189L63 188V190L62 189H60ZM158 189H156L155 191H157ZM163 190V189H162ZM239 190V189H238ZM243 190H244V188H243ZM247 190V189H246ZM22 191V190H21ZM22 191V192H23ZM49 191H51V189L49 190ZM49 191H47L48 193H50ZM57 191H59V190H57ZM60 191V192H61ZM111 191V190H110ZM142 191V190H141ZM245 191V190H244ZM2 192V191H1ZM0 192V193H1ZM17 192V191H16ZM19 192V191H18ZM45 192V193H44ZM51 192H53V191H51ZM160 192V191H159ZM240 192H241V190H240ZM257 192V191H256ZM5 193V192H4ZM23 193H25V192H23ZM32 194H33V192H31ZM54 193H55V191H54ZM56 193H59V192H56ZM9 193H6V194H3L2 195V193L0 194L1 195V198H0V209L1 208H4V205L7 203V201L9 200V198H10V196L8 195ZM52 194V193H51ZM161 194V193H160ZM230 194H232V193H230ZM256 194V195H255ZM9 196V198L8 197H3V196ZM15 195H16V193H15ZM36 195V196H37ZM45 195V196H46ZM58 195V194H57ZM56 195V196H57ZM229 195V194H228ZM52 196H54V194L52 195ZM230 196V195H229ZM232 196V195H231ZM12 197H13V195H12ZM11 197V198H12ZM39 197H41V196H39ZM50 197V196H49ZM55 197V196H54ZM252 197H250V198H246V197H244L243 195H242V197L240 196V201L241 202H239V204L241 203V207H238V206H235V207H229V205L230 204H232V203H230V204H226V206H227V208H226V210H224V208H223V210L221 209V208H217V207H219V206H217V207H214L213 208V210H210V209H201V210H199L198 212H202V215H205V217L203 218V230H206L207 232H209V233H211V232H214V231H217V233H218V231H219V233L221 234V235H223V233H222V229H224V219H226V218H234L235 219V222H236V226L237 227H240V226H244V225H246L247 224V222L246 221H248V220H251V219H256V217L254 218V215H255V212H253V207L255 206V204L254 203H252V201H251V198ZM11 198H10V200H11ZM22 198V197H21ZM21 198H19L18 200L20 201V199ZM44 198H46L47 199V197H44ZM43 198V196H42V199H44ZM151 199V198H150ZM155 199H157V198H155ZM155 199H153V200H155ZM10 200H9V203L8 204H10L11 205V202H13V201H11L10 202ZM17 200V201H18ZM22 200H24V199H22ZM15 201V200H14ZM17 201H15V202H17ZM135 201H136V203H135ZM203 201V200H202ZM239 201V200H238ZM21 202V201H20ZM52 201H50V204H52L51 203ZM150 202V201H149ZM228 202V201H227ZM231 202V201H230ZM242 202L243 203H245L246 202V204H247V202L249 203V204H247V206H248V209H249V207L251 208L250 210H247V207H246V209L244 208V205L242 204ZM18 203V202H17ZM39 203V202H38ZM41 203H43L42 201H41ZM151 203H152V201H151ZM155 203V202H154ZM13 204H14V202H13ZM44 204V203H43ZM48 204V203H47ZM139 204V203H138ZM253 204H254V206H253ZM7 205V204H6ZM21 205L22 206H26L27 208H30L28 211H31V209H36V210H39V209H42V204H40V205H37L36 203H33V202H31V201H28L27 202V200H25L24 202L22 201V203H21ZM140 205V204H139ZM14 206H16L17 207V204L15 203L14 204ZM13 206V207H14ZM48 206H49V204H48ZM55 206V205H54ZM240 206V205H239ZM243 206V207H242ZM128 207V206H127ZM138 207V206H137ZM20 208H22V207H20ZM86 209V208H85ZM92 209V208H91ZM90 209V210H91ZM140 209V208H139ZM87 211L88 213H91L92 214V211ZM98 210V209H97ZM97 210H95V211H97ZM134 210V209H133ZM33 211V210H32ZM137 211V210H136ZM36 212V211H35ZM0 213H1V211H0ZM83 214H84V212H82ZM94 213V212H93ZM97 213H98V211H97ZM100 213V212H99ZM130 213H132V212H130ZM137 213V212H136ZM139 213V212H138ZM44 214V213H43ZM82 214V215H83ZM85 214H87V213H85ZM91 214H89L90 216H91ZM95 214V213H94ZM101 214V213H100ZM103 214V213H102ZM225 214V215H224ZM256 214H257V212H256ZM82 215L80 216V217H82ZM88 215V214H87ZM121 215V214H120ZM136 214H134V215H132V217H131V219L128 221H126V223L124 224V226H125V228H124V226H123V228L124 229H122L120 232H118V233H110V234H108V232L107 231H105V233L106 234H108V237H106V236H104V235H100V237H106L107 238V240H108V238L111 240V241H114L113 239H115V240H121V238L122 237H124V236H127L128 237V241H126L127 243H126V245H130L129 246V248L131 247V245L132 246H135V249L133 250V249H129V250H132V252L130 251L127 255H124V256H117V255H114V258H113V260L112 261H109L110 263L109 264H154V258H152L153 256H151V254H157L158 252H160V248H162V244H161V242H160V240H159V242H158V240L155 242L156 244L153 246V245H150L149 243H150V241H152V240H148V238H150L151 239V236H153L152 234L150 235V236H148V234L149 233H147V234H145V232L143 231V230H141V229H137V230H135V227H134V231L132 230V234H134L136 237H139V239L137 240V239H135V237H133V235L131 234V227L129 226V225H131V223L134 221V220H136L137 218H136V216H135ZM140 216H141V214H139ZM85 217H83L84 218V222H89V221H87L85 218H86V215H84ZM100 216V215H99ZM131 216V215H130ZM224 216H227L226 218L224 217ZM256 216V215H255ZM257 216H258V214H257ZM78 217V216H77ZM102 217V216H101ZM143 217V216H142ZM82 218V219H83ZM89 218H91V217H89ZM127 218H129V217H127ZM136 218V219H135ZM231 218V219H232ZM245 219L246 221H244L243 220V222H240V219ZM76 219H78V218H76ZM79 219H81V218H79ZM81 219V220H82ZM88 219V218H87ZM213 219V220H212ZM230 219V220H231ZM81 220H79V221H81ZM86 220V221H85ZM94 220H96V219H94ZM140 220H142V219H140ZM139 220V221H140ZM227 220V219H226ZM225 220V221H226ZM92 221V220H91ZM118 221V220H117ZM116 221V222H117ZM213 221V223H211ZM233 221V220H232ZM252 221V220H251ZM73 222V221H72ZM72 222H71V225H72ZM76 221L74 220V223H75ZM77 222H78V220H77ZM82 222V221H81ZM81 222H78L77 224H79V223H81ZM95 222V221H94ZM253 222V221H252ZM98 223V222H97ZM227 223H228V221H227ZM230 223V222H229ZM232 223V222H231ZM234 223V222H233ZM77 224H75L74 226H71V228L72 227H75ZM81 224H83V223H81ZM85 224V223H84ZM90 224V223H89ZM93 224V223H92ZM114 225H115V223H113ZM119 224V223H118ZM129 224V225H128ZM134 224H136V222L135 223H133V226H134ZM80 225V224H79ZM128 225V226H127ZM200 225H201V223H200ZM229 225V224H228ZM227 225V226H228ZM70 226V225H69ZM201 226V227H202ZM232 226V225H231ZM81 227H83V225L82 226H79L78 228H81ZM99 227H101L100 225L98 226V228ZM119 227V226H118ZM111 228H114L113 226L111 227ZM199 228V227H198ZM232 228V227H231ZM82 229V228H81ZM226 229V228H225ZM228 229H229V226H228ZM75 230V229H74ZM115 230V229H114ZM76 231V230H75ZM74 231V232H75ZM77 231H79L78 229H77ZM221 231V232H220ZM81 232V231H80ZM79 232V233H80ZM104 231H103V229L101 230V233H103ZM110 232H113V231H110ZM76 233V232H75ZM104 233V234H105ZM218 233V234H219ZM72 234H74V233H72ZM77 234V233H76ZM76 234H74L73 236V238L71 237V238H68V245L66 246V247H63L62 248V250H65V249H68L69 250V252L71 253V255H72V260H75V258H76V255H77V252L79 251V250H81V249H79L78 250V238H79V236L78 235H76ZM173 234V233H172ZM219 234V235H220ZM132 235V237H130ZM177 235V234H176ZM218 235V236H219ZM221 235L219 236V238L217 239L218 240V242H221V243H223L224 244V241H223V239H222V237H221ZM87 236V237H86ZM86 239L87 240H85L84 239V241H85V243H86V241H88V240H90V239H88V236H89V238H91L90 237V235H87L86 234ZM174 236L175 235H172L171 236V238H168L167 237V239L165 240L166 242H167V244H169V245H171V242L172 241H175L174 240ZM155 237V236H154ZM153 238V237H152ZM175 238H177V237H175ZM94 239V238H93ZM96 240V239H95ZM95 240H93V243H95L94 241ZM109 240V241H110ZM153 240H155V239H153ZM178 240V239H177ZM102 241V240H101ZM105 241H106V239H105ZM165 241H163V242H165ZM171 241V242H170ZM191 241H193V240H191ZM191 241H189L188 243H187V241L185 242L186 244H185V248H184V246H183V248H184V250L186 249V247H187V250L188 249H192V250H190V252L192 251L193 252V249L195 248L196 249V246H193V244L195 243V240H194V243H192ZM90 242V241H89ZM97 242V241H96ZM104 242V241H103ZM177 242V241H176ZM176 242H173V243H176ZM172 243V244H173ZM67 244V243H66ZM80 244V243H79ZM90 243H88V246H86L85 247V250L88 252V251H91V250H93L92 248L93 247H91L90 245L92 244V242H91V244L89 245ZM96 244V243H95ZM103 244V243H102ZM152 244H153V241H152ZM178 244V243H177ZM202 244V247H204L203 246V243H201ZM235 244V243H234ZM87 245V244H86ZM94 245V244H93ZM92 245V246H93ZM195 245H197V244H195ZM200 245V244H199ZM178 246V245H177ZM232 248H233V243H232V245H230ZM148 247H150V248H148ZM175 245H172L171 247H170V249L171 250H176L178 247H176ZM239 247V246H238ZM83 248H84V246H83ZM134 248V247H133ZM200 248V247H199ZM206 250H208L206 247H204ZM234 248H237L236 246L234 247ZM233 248V249H234ZM96 249V248H95ZM187 250H185V251H187ZM200 250H202V248H200ZM232 251V250H231ZM81 252V251H80ZM189 251L188 252H186V253H190ZM233 252V251H232ZM84 253V252H83ZM95 253V252H94ZM81 254V253H80ZM88 255V254H87ZM90 255V254H89ZM89 255H88V257H89ZM84 257V256H83ZM87 257V258H88ZM86 258V256H85V259H87ZM89 259V258H88ZM87 259V260H88ZM171 259V258H170ZM169 259V260H170ZM227 259V257L224 259V260H226ZM111 260V259H110ZM168 260V261H169ZM172 260H173V258H172ZM253 260V259H252ZM171 261V260H170ZM174 262H175V260H173ZM87 262H89V261H87ZM92 262V261H91ZM91 262H90V264H91ZM96 262V261H95ZM167 262V261H166ZM228 262H230V259H229V261ZM248 261L246 260L245 261V263H247ZM249 262H251L250 261V259H249ZM72 263V262H71ZM74 263V262H73ZM169 263V262H168ZM172 263V262H171ZM207 263V262H206ZM205 263V264H206ZM85 264H86V262H85ZM95 264V263H94ZM170 264V263H169ZM248 264V263H247Z\"/></svg>",
	"mask_w": 264,
	"mask_h": 264
},
{
	"label": "water",
	"instance_id": "obj_3",
	"mask_svg": "<svg viewBox=\"0 0 264 264\" xmlns=\"http://www.w3.org/2000/svg\"><path fill=\"white\" fill-rule=\"evenodd\" d=\"M164 38H165V40H166L167 42H169V38H168L167 33H164ZM188 87H189V89H191L190 85H188ZM191 92H192V90H191Z\"/></svg>",
	"mask_w": 264,
	"mask_h": 264
}]
</instances>
